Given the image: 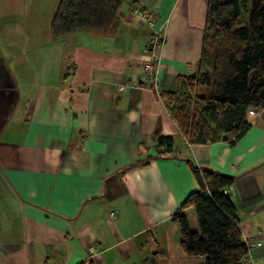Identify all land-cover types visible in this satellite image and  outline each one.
<instances>
[{"label": "crops", "instance_id": "crops-1", "mask_svg": "<svg viewBox=\"0 0 264 264\" xmlns=\"http://www.w3.org/2000/svg\"><path fill=\"white\" fill-rule=\"evenodd\" d=\"M43 1L49 32L33 41L16 37L13 11L0 13V264H143L154 254L202 264L182 253L172 219L198 188L191 165L233 178L225 191L242 239L260 243L244 264H264V109H247L250 129L233 144L190 143L159 95L196 75L207 0H122L115 33L60 40L50 32L59 0ZM153 55L159 94L145 69ZM159 136L172 138L169 152ZM182 213L197 230L193 208Z\"/></svg>", "mask_w": 264, "mask_h": 264}, {"label": "trees", "instance_id": "trees-1", "mask_svg": "<svg viewBox=\"0 0 264 264\" xmlns=\"http://www.w3.org/2000/svg\"><path fill=\"white\" fill-rule=\"evenodd\" d=\"M121 1L59 0L50 21L52 37L60 40L81 31L115 33ZM159 95L190 143L228 140L233 144L246 134L247 109H264V0H207L196 75L177 76L174 89ZM157 143L169 152L173 141L159 136ZM190 168L198 188L172 216L179 227L182 253L202 258V264H244L249 248L234 204L224 192L233 178L207 168ZM189 207L196 215L197 230L190 228L182 213ZM143 264H159L157 255Z\"/></svg>", "mask_w": 264, "mask_h": 264}, {"label": "rangeland", "instance_id": "rangeland-1", "mask_svg": "<svg viewBox=\"0 0 264 264\" xmlns=\"http://www.w3.org/2000/svg\"><path fill=\"white\" fill-rule=\"evenodd\" d=\"M24 1L25 0H0V13L5 10V7H7L9 10L13 11V14L19 19L13 23L12 25L17 24L16 37L19 40H27L31 38L33 41L35 37H39L42 31H45L46 33L49 32V25L48 23H45L46 14L44 11L43 6V0H33L34 5L33 7L27 11V13L19 14L17 13L23 11L24 7ZM13 22V21H12ZM11 22V23H12ZM3 23L0 19V26H2ZM14 63H12L10 66H12ZM189 226L192 229V222L191 218L189 217ZM196 227V226H195Z\"/></svg>", "mask_w": 264, "mask_h": 264}, {"label": "bare ground", "instance_id": "bare-ground-1", "mask_svg": "<svg viewBox=\"0 0 264 264\" xmlns=\"http://www.w3.org/2000/svg\"><path fill=\"white\" fill-rule=\"evenodd\" d=\"M133 8V7H132ZM134 9V13L136 14V16L137 17H139L142 21H145V22H147V24L149 25V26H151L153 23L151 22V20H150V17H151V13H149L148 11H145V10H143V9H138V8H133ZM139 12H143V13H146L147 15H150V17H149V20H145V19H142L141 17H140V15H139ZM152 41H155V43L153 44L152 43ZM159 46V36L157 35V34H155V32H154V34L152 35V37L150 38V40H149V42L147 43V48L148 49H150V50H153L155 47L157 48ZM153 58H155V60H157V55H153ZM149 62H151L152 63V65L155 67V68H157V70L159 69L158 68V63H160V61L159 60H157L155 63H153L152 61H149ZM148 63V62H147ZM146 63V64H147ZM145 69H146V65H145ZM147 70V69H146ZM148 72V71H147ZM157 74H158V72H157ZM148 79H149V81H150V78H149V74H148ZM152 84V83H151ZM121 87V88H120ZM123 87H124V85H120L118 88L119 89H123ZM152 87L154 88V86H153V84H152ZM154 91H157V83H156V90H155V88H154ZM250 111H253L254 113H255V111L254 110H250ZM249 111V112H250ZM253 113V114H254ZM250 114V113H249ZM251 115V114H250ZM225 193L227 192V191H224ZM113 213V212H112ZM113 215H114V213H113ZM90 249V251L91 252H93L94 250H95V248L94 247H90L89 248ZM92 249V250H91Z\"/></svg>", "mask_w": 264, "mask_h": 264}, {"label": "built area", "instance_id": "built-area-1", "mask_svg": "<svg viewBox=\"0 0 264 264\" xmlns=\"http://www.w3.org/2000/svg\"><path fill=\"white\" fill-rule=\"evenodd\" d=\"M139 15H140V17H141L142 19L149 20L150 15H147L146 13H143V12H139ZM152 43L154 44L155 41H152ZM146 69H147L148 74H149L150 82L153 84V86H154V88H155V90H156L157 72H158V70H157V68H155V67L152 65L151 62H148V63L146 64ZM120 88H121V87H120ZM249 113L252 115L254 112H253V111H250ZM111 215H113V213H111ZM245 243H246V245H247L248 248H251V247L256 246V245H257V246L260 245L259 242H257L255 239H251V238L246 239V240H245ZM91 250H92V249H91Z\"/></svg>", "mask_w": 264, "mask_h": 264}, {"label": "water", "instance_id": "water-1", "mask_svg": "<svg viewBox=\"0 0 264 264\" xmlns=\"http://www.w3.org/2000/svg\"><path fill=\"white\" fill-rule=\"evenodd\" d=\"M227 194L229 195L230 193H229V192H227Z\"/></svg>", "mask_w": 264, "mask_h": 264}]
</instances>
